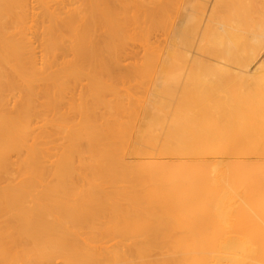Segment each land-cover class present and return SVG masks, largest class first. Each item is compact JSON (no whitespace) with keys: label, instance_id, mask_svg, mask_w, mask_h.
<instances>
[{"label":"bare ground","instance_id":"1","mask_svg":"<svg viewBox=\"0 0 264 264\" xmlns=\"http://www.w3.org/2000/svg\"><path fill=\"white\" fill-rule=\"evenodd\" d=\"M28 1L0 0V163L8 158V153H20L25 146L27 130L24 123L27 124L29 111L34 104L29 98L37 94V91L33 94L34 88L39 85L40 89L42 86V95L45 83L47 86L50 84L43 94L46 99L42 105L46 109H59L63 98L59 100L62 89L57 78L52 76L54 73L51 75L50 72L51 76L46 77L48 72L44 76L41 68H38L42 61L34 52L32 39L28 37L33 30L29 29V20L25 19L26 8L31 3ZM31 1L36 2V6L40 2ZM47 1L50 0H43L39 8L43 15L46 13L44 17L48 18L50 27L46 25L48 31L43 30L46 36L41 35V41L44 44L39 40L43 50L37 49V46V53L45 50L44 54H49V57L53 55L50 53H58L61 39H64L61 37L63 32L80 27V33H76V29L70 33L72 36L67 35L69 40L73 37L76 41L73 40L75 46L71 47V51L66 46L68 44H64V53H70L69 57L74 53L76 62L89 68L87 80L90 79V91L87 93H91L93 102H89L86 112L88 110L90 113L91 110L94 113L103 103L104 93L110 91L108 95H111L113 92L110 85H107L110 88L105 87L104 80L102 84L100 77L109 75L111 78L113 72L114 76L119 74L118 60L124 59V56H120L124 51L121 46L128 40H122L129 32L124 28L127 25L126 29H130V24L123 22V18L121 20L124 11L121 7L127 5L124 3L126 0H114V5H118L117 8L121 6L123 10L122 13L120 10L119 17L115 9L104 8L103 0H79L83 2V6L78 4L81 6L79 13H73V8L66 11L64 16L61 9H57L58 12L53 9L58 13V18L48 8L52 6H47ZM34 6L30 7L32 12L37 9ZM127 9L129 11L131 8ZM138 9L144 10L143 16L149 27L157 33H154V40L158 46H153L157 49L154 48L152 53L150 46L154 42L150 45L146 42L144 46H149L150 50L142 48L148 51L145 54L150 52L152 57L147 58V62L144 58L142 62L146 67L139 69L137 66L138 73H133L151 79L153 83L148 108L135 113L139 109H134L141 103L139 100L135 102V98L132 99L134 103L132 100L127 103L129 107L125 110L121 98V102L119 99L112 107H119L117 110L121 117H125H122L123 121L127 119V124L117 121V126L112 127L113 121L111 125L108 121V125L105 120L102 125L104 119H98L99 113L91 115L94 119L89 116L81 119L84 120L79 123L82 125L74 126H78V130L71 128L74 132L67 134L68 148L59 154L58 159L55 158L56 165L49 170L52 175H46L47 180L52 176L57 181L54 187L50 185L53 188L47 189L44 185V188H39L36 182H32V179H36L42 185L38 177L46 181L42 176L48 171L45 172L47 168L43 169L45 166H40V163L50 156L43 157L41 153L40 158L35 148L26 147L27 156L24 153L25 158L21 156L23 171L28 177L24 179L23 189H0V217H6L3 223L0 221V264H56L59 260L62 264H264V0H146L141 2ZM131 13L134 15L133 11ZM132 14L130 17L135 21L136 17ZM135 25L143 29L137 23L130 27L135 28ZM74 32L80 36L74 37ZM98 35L103 38H97ZM137 37L132 39L137 42ZM133 42L130 40L131 46ZM126 47L130 48L128 45ZM46 65L50 67L49 63ZM72 68L65 71L73 76L75 69L73 71ZM129 73L132 75L131 71ZM44 78L47 80L42 83ZM17 81L19 85H16ZM87 87L84 90L87 91ZM12 90H19L22 102L19 104L17 100V105L11 104L17 109L14 113H8L4 110L6 100H9L6 95L9 96ZM109 98L111 100V96ZM112 107L109 109L112 110ZM104 109H101V114ZM130 110L132 114L127 113ZM80 113L82 115L83 110ZM98 120L102 127L97 125ZM130 120L137 123L139 145L151 148L158 154L144 156L146 152L139 145L129 150L137 157L143 154L146 161L142 165H131L125 161L128 157H124L125 160L122 157L131 133L129 128L134 125H128ZM89 123H95L98 127ZM82 142L85 146L83 150ZM71 147L74 149L72 153L83 154L86 149L88 153H85L93 155L92 161L86 162L87 168H81L85 169L86 174H92L94 179L88 178L90 174L86 175L84 170L85 175L79 170L82 173V176L78 174L79 180L84 177L90 179L88 184L83 182L87 184L81 187L83 190L77 186L83 185L78 178L79 184L74 180L76 177L72 178L75 168L71 169L73 165L68 160L73 154L74 157L78 154H69ZM249 153L252 157L261 158L255 168L241 163L249 161L239 162L240 155L248 156ZM165 155L176 160L192 158L197 162L190 166L174 164V167L168 163L160 164ZM208 155H216L215 159L220 156L221 159L212 163L203 161ZM157 163L159 165H155ZM212 173L215 176L212 177ZM73 175L76 176V173ZM19 181L17 185L21 186L23 181ZM100 218L107 226L101 223ZM97 220L105 225H101L100 230L96 229L99 228ZM111 236L130 242L125 241L127 245L129 243L126 249L122 242L125 251L118 250L119 247L110 250L111 245L108 249L102 248L105 242L97 246L98 242H103L102 239H111ZM163 248H168L166 253L170 252L174 258L170 259L167 255L170 260L164 258L166 253ZM152 251L163 254V258L155 254L156 260L160 258L155 262L154 255H150Z\"/></svg>","mask_w":264,"mask_h":264},{"label":"rangeland","instance_id":"2","mask_svg":"<svg viewBox=\"0 0 264 264\" xmlns=\"http://www.w3.org/2000/svg\"><path fill=\"white\" fill-rule=\"evenodd\" d=\"M34 1V0H33ZM38 1V0H37ZM43 1V0H42ZM41 0H40V2L38 3L37 2V5L38 6H36V4H34V3H36V2H32L31 0H29L28 2H31L30 3V5L29 6H27V8H26V14H25V19H27V20H29L28 21V25H29V23H30V25H32V26H30L29 25V29L30 30H33V31H31L32 32V34L30 35V33H29V39H32V40H30V41H32V44H33V46L31 45L30 47H33L34 49H35V53H36V55H37V58L40 60V61H42V65H40V66H38V68L40 69V72L42 73V74H46L47 72V76L44 74V76H46V77H48V76H51L53 73L55 74H53L52 76L53 77H56L57 78V80L59 81V86H61V89L63 90H60L59 91V95L61 94L62 96H59V100H61L62 99V101H61V103H59L60 104V106H58L59 107V109H57V107H56V109H55V111L53 110V107L51 108V110H50V107L48 108V109H46L45 108V106L44 105H42V104H44V101H45V99L46 98H44L43 96V94H44V92H45V88H47L48 86H47V82H46V78H44V79H42V83H44V82H46L45 83V88H44V92H43V94L41 95V91H40V89L42 90L43 88H42V86H40L41 88L39 89L38 88V86H36V88H34V95H35V92L37 91V94L35 95V96H33V95H31L30 96V98H29V100L31 101V103H34V104H32L33 106H32V108L30 109V111H29V116L31 117H29L28 116V120H27V124H25L24 123V126H26L25 128H26V138L24 137V147L21 149V151H20V153H11V154H9L8 153V158H6V160L3 162V163H0V189H2V190H5L6 188L8 189L9 187L11 188V189H14L15 187V190L16 189H20V187H21V189H23V185H24V183H25V180L24 179H28V177H26L25 175H26V172L24 173V171H23V164H22V158H25V156H27V148H29V147H33V148H35V150L37 151V153L39 154V156H40V158L42 157V155H43V157L46 155V156H50V157H47L48 159H50L49 160V164L51 165H49L48 164V159L45 161V158H43L42 160L44 161V163L46 164H43V162H42V160H41V163H40V166H42V165H44L45 166V168H43V167H41V168H43V169H46L45 170V172H47L48 171V173H46V174H44L42 177L43 178H46V181L44 182V179H41V178H39L38 177V179L41 181V182H43V184L41 185L40 183H38V181H36V179H34V181H33V179H32V182L33 183H35V184H38V186H39V188H47V189H49V188H53L54 187V185L57 183V181L54 179V177H52L51 176V178H48V180H47V176L46 175H52V174H50L49 173V170L51 169H53V167H55V165L56 164H54V163H56L57 162V159H58V157L60 156L59 154H63V150H65L66 149V147L68 148V135H69V133H72V131L74 132V130L76 131V129L78 130V126L80 125L79 123L80 122H83L84 120H81V119H85V117L86 116H89V117H91V119H92V117L93 116H91V115H93L94 113H96V115H97V113H99L98 115H97V117H98V119H100L101 120V118L102 119H104V120H102L101 122H102V125H103V121H105V120H107L106 122L108 123V121L110 122V125H111V123H112V121H113V123H112V127H113V125H116V123H117V121L118 122H120V123H126L127 124V119H126V121H123V119L125 118L124 116H122V117H124V118H122L121 116H120V112L118 111L119 109V107L118 108H113L112 107V105H114L113 103H115L116 101H119V99H120V102H121V98H123V103L125 104H122L123 106H124V108H126L125 110H128V102H130V100H134L135 98V102L136 101H140V102H137V103H140V104H138L137 106L139 107H137V108H135L134 109V111L135 110H137V109H139V111H135V113L137 112L138 114L140 113V111H142L143 109H146V108H148V106H149V102H151V100H152V96H151V92H152V81H151V79H144V77H141V76H139V74L136 76L135 74H133V73H138V70H137V66H138V68L140 69V68H142V67H146V65L144 66V64H143V59H144V61L145 62H147L149 59H147V58H150V57H152V55L150 54V52H149V54H145V53H147V52H145V50L143 49V48H147V47H145L146 46V42H147V44L149 43V45H150V43H155V45H154V43H153V45H151L150 47L153 49L152 50V53H153V51H154V48H155V50L157 49V47H153V46H156L157 44H156V40H154L155 38H154V36H155V34L157 35V33H155V31H154V29H152L151 27H149L150 25L147 23V20L144 18V16H143V12H144V10L143 11H141V10H139L138 9V7L140 8V5H141V2H144V1H146V0H126L124 3L125 4H127V5H125V7L123 8V7H121L122 9H124V11L119 7V8H117L118 7V5L117 6H115L114 5V0H103V2H104V8L105 7H107V9H115L116 11H115V13H116V15L119 17V15H120V13H122V11H123V16L121 17V20H122V18L125 20H123V22H128L131 26L133 25V27H134V23L136 24H139V25H141L140 27H142L143 26V29H145V32H144V30L143 29H140L139 28V26H137V25H135V28H133V27H130V25H128L129 26V28L131 29V28H133V29H126V27H127V23L125 24L126 25V27L124 28L125 30H129V32L128 31H126V32H128V35L125 37V39L124 40H122V41H127L126 43H124L123 45H122V43L120 44V45H122L121 47L124 49V51H126L127 50V52H129V53H127V52H124L123 51V53L121 52V51H119V52H121L120 53V56L122 55V56H124L123 58L124 59H122V57H120L122 60H118V66H119V68L118 69H120V72H119V70H118V72H119V74L117 73V71L115 72V73H117V75H118V77H117V75L115 74V76H116V78H114L115 76H114V72H113V74L111 75V78H110V76L109 75H103L102 77H100L101 78V82H102V84L104 83L103 82V80L105 81V83H106V85H105V87L107 86V85H110V87H112V90L111 91H113L112 93H115V94H112V93H110L111 95H108V93L110 92H106L107 93V95L110 97L111 96V100H110V98L108 97V96H106V93H104V95L107 97V99L110 101V102H106V101H108V100H106L105 99V96L103 95V103H101L98 107H97V109L95 110V112L94 113H91V110H89L90 111V113L88 112V110H87V112H86V109L87 108H89V105H90V103L91 102H93V97H92V95H90L89 93H87V92H89L90 91V89H89V80H87L88 78L87 77H89V68L85 65V66H83L82 64H80V63H77L76 62V57H74V53H72V57H69V56H71L70 55V53H68V52H70L71 50H72V48L71 47H74L75 46V39L76 38H74L73 39V37L69 40L68 39V36L67 35H73V34H70L71 32L73 33V30L72 31H69V32H66V33H64L63 32V35L61 36L62 38H64V39H61V46H60V50H58L57 52L58 53H56V52H54V53H50V55H52L51 57H49V54H47V53H45L44 54V52H45V50L43 51V53H41L40 51L37 53V49H42L43 50V48H41L42 47V45H41V43L43 42V41H41L42 40V36L41 35H43V30L44 29H46V27L49 25L48 24V18L47 19H45V14L43 15V11L39 8V5L41 6V4L43 3ZM51 1V0H50ZM50 1H47L46 3H47V6L48 5H50V6H52V8H50L49 6H48V8L49 9H51V11L53 10V9H56V11L58 12V10L57 9H61V11H64L63 13L60 11V13L61 14H63L64 16H65V13H66V11H71V9L73 10V8H75L74 9V11H73V13L75 12V13H79L80 11V7L78 6V4L79 5H82V1H79V0H77V2H76V0H54V2H50ZM53 1V0H52ZM64 1V2H63ZM111 1H113V4H111L112 2ZM32 3L35 5H32ZM76 3H77V5H76ZM115 3H116V1H115ZM117 3H118V1H117ZM122 4V3H121ZM72 5V6H71ZM120 5V4H119ZM123 5V6H124ZM31 6H34V8L36 7L37 9H34L35 11H31ZM61 6V7H60ZM75 6V7H74ZM79 7V9H78V7ZM83 6V5H82ZM127 6V7H126ZM131 6V7H130ZM137 6V7H136ZM55 7V8H54ZM63 7H64V9H63ZM68 7V8H67ZM113 7V8H112ZM132 7H134V9H132ZM33 8V7H32ZM127 8H131L129 11H128V9ZM27 9H28V12H27ZM43 9H45V8H43ZM48 9V10H49ZM106 9V8H105ZM145 9V8H144ZM36 10H37V13H36ZM83 10V9H82ZM120 10H121V12H120ZM56 11H54L53 10V15H54V13H56ZM79 11V12H78ZM131 11H133L134 12V15L131 13ZM140 11V12H139ZM50 12V11H49ZM48 12V13H49ZM120 12V13H119ZM59 13V14H60ZM70 13V12H69ZM132 14V16H135L136 18V20L134 21V20H132L133 18L132 17H130V15ZM35 14V15H34ZM52 14H50L51 15V17H52ZM68 14V13H67ZM81 14V13H80ZM34 15V16H33ZM69 15V14H68ZM82 15V14H81ZM39 16V17H38ZM45 16V17H44ZM58 13H56V17L58 18ZM63 16V17H64ZM44 17V18H43ZM60 17H61V15H60ZM52 18H54L55 19V16H53ZM132 18V19H131ZM137 18H139L138 20H137ZM37 19V20H36ZM44 19V20H43ZM61 19V18H60ZM27 20L25 21V22H27ZM46 20H47V22H46ZM97 20V19H96ZM32 21H33V23H32ZM53 21H55V20H53ZM57 21V20H56ZM98 21V20H97ZM43 22V23H42ZM52 22V21H51ZM60 22V21H59ZM39 23H40V25H39ZM45 23H47V24H45ZM45 24V25H44ZM50 24H52V23H50ZM26 25V24H25ZM47 25V26H46ZM27 26V25H26ZM46 26V27H45ZM33 27V28H32ZM48 27H50V26H48ZM136 27H138V28H136ZM27 28V27H26ZM32 28V29H31ZM28 29V30H29ZM49 29V28H48ZM77 28H75V30H76ZM99 29V28H98ZM97 29V30H98ZM135 29H137V30H135ZM35 30V31H34ZM40 30V31H39ZM74 30V31H75ZM103 30V29H102ZM134 32H133V31ZM46 31H48L47 29H46ZM46 31L44 32V33H46ZM133 33H132V32ZM76 33L77 32H79L80 33V27L77 29V31H75ZM74 32V33H75ZM96 32V31H95ZM95 32H94V35H95V37L97 36L96 34H95ZM126 32H124L125 34H127ZM130 32H131V34H130ZM28 33V32H27ZM33 33H34V35H33ZM75 33V36L74 37H76L78 34H76ZM97 34L99 33L98 31L96 32ZM135 33L136 34H138L137 36H139V37H137L136 35H135ZM155 33V34H154ZM102 34V32H101V28H100V34L99 35H101ZM130 34V35H129ZM133 34H134V37L136 38H138L137 39V42H136V39L135 40H133L132 38H134L133 37ZM32 35L34 36V37H32ZM99 35H98V37L97 38H100L99 37ZM132 35V36H131ZM148 35H149V37H148ZM43 36H46V34L45 35H43ZM66 38H65V37ZM79 36H80V34H79ZM78 36V37H79ZM30 37H32V38H30ZM70 37V36H69ZM123 37V36H122ZM128 37H130L131 39H126V38H128ZM39 38H41V39H39ZM44 38V37H43ZM101 38H103V36L101 37ZM100 38V39H101ZM149 38V39H148ZM38 39V40H37ZM123 39V38H122ZM33 40L36 42V41H38V44H37V42L35 43V45H34V43H33ZM41 41V43H40V41ZM45 40V39H44ZM73 40H75V41H73ZM99 40V39H98ZM130 40H131V43H132V41H134L133 42V44H132V46H131V43H130ZM139 40V41H138ZM148 40H150V41H148ZM153 40V41H152ZM64 41V42H63ZM138 42H140V43H138ZM40 43V44H39ZM43 44H44V42H43ZM66 44H68V45H66V46H69V48L70 49H68V50H70V51H68L67 53V55H66V53H64L65 51V45ZM126 44V45H125ZM136 44H138L137 46H136ZM141 44V45H140ZM144 44H145V46H144ZM41 45V46H40ZM125 45V46H124ZM130 46V48L129 47H126V46ZM37 46H39V47H37ZM62 46H63V48H62ZM148 46V45H147ZM158 46V45H157ZM35 47H37V49L35 48ZM132 47V48H131ZM143 47V48H142ZM33 48H32V50H33ZM67 48V47H66ZM137 48V49H136ZM148 48H149V46H148ZM147 48V49H148ZM62 49H63V51H62ZM122 49V50H123ZM74 50H75V48H74ZM120 50V49H119ZM148 50H150V48L148 49ZM66 51H67V49H66ZM140 51V52H139ZM62 52H63V54H62ZM73 52H75V51H73ZM39 53H41V54H39ZM139 53V54H138ZM141 53V54H140ZM127 54V55H126ZM130 56H129V55ZM264 54V53H263ZM39 55V56H38ZM125 55H126V57H130V59H126V57H125ZM54 56H56V57H54ZM68 56V57H67ZM143 58H142V57ZM54 57V58H53ZM118 57V56H117ZM141 57V58H140ZM119 58V57H118ZM140 59V60H139ZM124 60V61H123ZM139 60V61H138ZM72 61V62H71ZM142 63H141V62ZM45 62V63H44ZM76 62V63H75ZM138 62V63H137ZM49 63V65H50V67L49 66H47L46 64H48ZM71 63L74 65V66H72L71 65ZM141 63V64H140ZM55 64V65H54ZM121 66H120V65ZM147 64V63H146ZM61 65V66H60ZM68 65V66H67ZM75 65H77V66H79V67H77V69H78V71L76 70V67H75ZM139 65H142L141 67L139 66ZM64 66V67H63ZM47 67V68H46ZM67 67H68V69H67ZM71 67H75L74 69H75V71H74V69H73V71L75 72V73H73L74 75V77L72 76V75H69V73L68 72H66V71H69V69H71ZM82 68V69H81ZM84 68V69H83ZM122 68V69H121ZM133 68V69H132ZM43 69V70H42ZM65 69H66V71H65ZM81 69V70H80ZM48 70V71H47ZM125 70H128L129 72L131 71L132 72V75H131V73H129L128 71H125ZM133 70V71H132ZM135 71V72H134ZM50 72H51V75H50ZM66 72V73H65ZM70 72H72V70L70 71ZM78 72V73H77ZM84 72V73H83ZM126 72L128 73V74H126ZM85 73H86V75H85ZM71 74V73H70ZM76 75V76H75ZM78 75V76H77ZM72 76V77H71ZM80 76V77H79ZM81 76L83 77V78H81ZM86 77V78H85ZM71 78H74V79H71ZM79 78H81V79H79ZM113 78V79H112ZM143 78V79H142ZM17 79V78H16ZM80 80H82V81H80ZM19 81V80H18ZM16 82L17 84L16 85H19V82ZM76 81V82H75ZM86 81V82H85ZM112 81V82H111ZM151 81V82H150ZM40 82V80L38 81V83ZM61 82V83H60ZM89 82V83H88ZM41 83V85H43V87H44V84H42ZM49 83V82H48ZM86 83V84H85ZM113 85H114V87H113ZM47 86V87H46ZM88 86V87H87ZM104 86V85H103ZM86 87H87V91L86 90H84V89H86ZM109 86H107L106 88H110ZM119 88H121V89H119ZM126 88H127V90H126ZM117 89V90H116ZM17 90H14V92H13V90L12 91H10L9 93H11L10 95H9V93H8V95L9 96H7L6 95V98H9V100L7 99H5L6 100V104H5V107H4V110L6 111V112H8V113H14L15 111H16V109L17 108H15V106H11V104L13 105V103H14V105L17 103L18 104V101H19V104H20V102H22V97H20L19 96V90L16 92ZM65 91V92H64ZM114 91H116V92H120L119 94L117 93V95H116V92H114ZM124 91V92H123ZM13 92V93H12ZM19 92V93H18ZM135 92V93H134ZM68 93V94H67ZM87 93V94H86ZM125 93V94H124ZM88 94H89V96H88ZM127 94H128V97H127ZM136 95V97H134L135 95ZM67 95V96H66ZM122 95V96H121ZM124 95H126V96H124ZM134 95V96H133ZM138 95H140L139 97H138ZM46 96V95H45ZM80 96V97H79ZM130 96H132L133 98H130L129 99V97ZM39 97V98H38ZM60 97H63V98H61L60 99ZM126 97V98H125ZM138 97V98H137ZM141 97V98H140ZM143 97V98H142ZM37 98V99H36ZM57 98V97H56ZM78 98V99H77ZM128 98V99H127ZM41 99V100H40ZM72 99H73V101H72ZM77 101H76V100ZM125 99H126V101H125ZM12 100H14L13 102H12ZM18 100V101H17ZM58 100V99H57ZM56 100V102L58 103V102H60V101H57ZM129 100V101H128ZM133 100H132V102H133ZM142 100V101H141ZM15 101H17V102H15ZM33 101V102H32ZM40 101H41V104H40ZM68 101V102H67ZM125 101V102H124ZM11 102V103H10ZM71 102V103H70ZM73 102H74V104H73ZM90 102V103H89ZM112 102V103H111ZM131 102V103H132ZM46 103V102H45ZM67 103V104H66ZM128 103V104H127ZM131 103H130V105H131ZM134 103V102H133ZM16 104V105H17ZM47 104V103H46ZM58 104V105H59ZM63 104V105H62ZM70 104V105H69ZM71 104L73 105L72 107H71ZM78 105V107L76 106V107H74V105ZM119 104V103H118ZM10 105V106H9ZM56 105V104H55ZM68 105V106H67ZM120 105H121V103H120ZM134 105V104H133ZM61 106H63V107H61ZM65 106V107H64ZM81 106V107H80ZM135 106V105H134ZM133 106V107H134ZM17 107V106H16ZM37 107V108H36ZM68 107H70V109L68 108ZM109 107H112V110H110L109 109ZM121 107V106H120ZM6 108V109H5ZM55 108V107H54ZM68 108V109H67ZM74 108H76V109H74ZM96 108V107H95ZM99 108H101V109H104L105 111L101 114V112H102V110L101 109H99ZM124 108H123V110H124ZM131 108V107H130ZM129 108V109H130ZM33 109V110H32ZM77 109H79V110H77ZM83 110V114L81 115V110ZM94 108H92V112L94 111L93 110ZM118 109V110H117ZM45 110V111H44ZM51 112H50V111ZM53 110V111H52ZM60 110V111H59ZM76 111V112H74V111ZM79 111V112H78ZM115 111V112H114ZM122 111V110H121ZM132 110H130V111H128L127 113L128 114H132L133 112H131ZM35 112V113H34ZM37 112V113H36ZM47 112V113H46ZM68 112V113H67ZM78 112V113H77ZM89 113V115L87 114V115H84L85 113ZM125 112V111H124ZM42 113V114H41ZM50 113V114H49ZM57 113V114H56ZM64 113V114H63ZM73 113V114H72ZM122 113V112H121ZM55 114H56V116H55ZM79 114H80V116H79ZM40 115V116H39ZM42 115V116H41ZM58 115H60V116H58ZM76 115V116H75ZM95 115V114H94ZM102 115V116H101ZM122 115V114H121ZM123 115H125V113L123 114ZM65 116H67V120H65L66 119V117ZM82 116H83V118H82ZM61 117V118H60ZM100 117V118H99ZM133 117H135V114H134V116ZM45 118V119H44ZM56 118V119H55ZM95 117H93V119H94ZM121 118V119H120ZM128 118V117H127ZM59 119V120H58ZM73 119V120H72ZM129 119V118H128ZM134 119V118H133ZM33 120V121H32ZM53 120V121H52ZM56 120V121H55ZM96 120H97V118H96ZM115 120V121H114ZM30 121V122H29ZM134 121V120H133ZM33 122V123H32ZM46 122V123H45ZM58 122V123H57ZM68 122V123H67ZM94 122L96 123V121L94 120ZM106 122H105V124H106ZM116 122V123H115ZM28 123H30V124H28ZM95 123H89V124H92V126H95L96 124ZM115 123V124H114ZM119 123V124H120ZM130 123H131V120H130ZM128 124L129 126H131L132 124H134V125H132V127H130L129 129H131V133L129 132V137H128V143H126V145H125V148L123 149L124 151H123V158L125 157V158H127L126 160H125V158H124V160L127 162L128 161V163L129 164H131V165H139V163H140V165H142L143 164V162H145L146 160L144 159V157H143V154L141 155V156H135V155H133V154H131V152H129V150H132L133 148H136V147H138V145H139V143H140V141H139V137H138V134H137V128H136V125H137V123H136V121L135 122H133V123H131V124ZM79 124V125H78ZM101 124V123H100ZM99 124V120H98V122H97V125L99 126L100 125ZM104 124V125H105ZM76 125H78L77 127H74V126H76ZM81 125H82V123H81ZM80 125V126H81ZM96 125V127H98ZM108 125H109V123H108ZM122 125V124H121ZM124 125V124H123ZM79 126V127H80ZM106 126V125H105ZM105 126H103V127H105ZM117 126V125H116ZM134 126V127H133ZM100 127H102L101 125H100ZM107 127V126H106ZM66 128V129H65ZM71 128L73 129V128H75L74 130H71ZM136 128V129H135ZM70 130H71V132H70ZM134 130L136 131V132H134ZM68 131V132H67ZM64 134H63V133ZM68 134V135H67ZM61 135V136H60ZM64 135H66V137L64 136ZM131 135V136H130ZM61 138V139H60ZM44 140V141H43ZM49 140V141H48ZM70 141V140H69ZM126 141V142H127ZM63 142V143H62ZM30 143H32V144H30ZM69 144H70V142H69ZM81 144V146H82V150H83V146H84V143L82 142V143H80ZM38 145H40V146H38ZM64 145V146H63ZM71 145V144H70ZM72 146V145H71ZM129 146V147H128ZM27 147V148H26ZM70 147V146H69ZM78 147H80V146H78ZM139 147H141V149L142 150H145V152H143V153H145L144 154V156H149V155H158L157 154V152L155 153V150H153V149H151V148H148V147H143L141 144L139 145ZM43 148V149H42ZM72 148V147H71ZM81 148V147H80ZM80 148L78 149L79 150V153H80ZM84 148H85V146H84ZM53 149V150H52ZM70 149V148H69ZM69 149H67V151H69ZM128 149V150H127ZM44 150V151H43ZM72 150H74L73 148L72 149H70V152H69V154H71L72 153ZM77 150V151H78ZM85 151H86V149L84 150V152H83V154H78V152H76L77 154H78V156L77 155H75V157H74V154L73 153H75V152H73L71 155H72V157H69V159L70 160H68V162L70 161V164H71V166L73 165V167H71V169L73 170V168H75V173H76V176L75 175H73V174H75L74 172H72V178H75L74 180H76L75 182H77L76 184H79V182H81V184H83V182H87V184H88V182H89V180L90 179H88V178H92V179H94V176L92 175V174H90V173H88V174H86V171H85V169L87 168L86 167V165L88 164H86V162H91L92 161V156L90 155L89 156V154H87V153H85ZM61 152V153H60ZM66 151H64V153H65ZM22 153V154H21ZM25 154V156H24V154ZM41 153H42V155H41ZM48 154V155H47ZM68 154V155H69ZM93 154V153H92ZM121 155V154H120ZM245 155V154H244ZM250 153L248 154V156H247V154H246V156H243V155H240L239 157H241V156H243V157H241V158H239L238 157V159H239V162H241L242 160H244V161H249V163H251V164H249L248 162H241V163H243L245 166H247V167H250V168H255L256 167V165H258L261 161V158L259 159V158H257L256 156H254L253 155V157L250 155ZM11 156V157H10ZM21 156H23L22 158H21ZM45 156V157H46ZM84 156V157H83ZM134 156V157H133ZM216 156V155H215ZM215 156H212V155H210V157H209V155L206 157L205 156V160H203V161H206V162H208V163H212L213 161L215 162V161H220V159H221V157L219 156H217L216 157V159H215ZM80 157V158H79ZM86 157V158H85ZM131 157V158H130ZM134 159H133V158ZM136 157V158H135ZM143 157V158H142ZM255 157V158H254ZM19 158H20V160H19ZM55 158H57V159H55ZM138 158V159H137ZM218 158V159H217ZM87 159H89V161H87ZM170 159V160H169ZM175 159V160H174ZM173 159V157L172 158H170L169 156H163L162 157V159H161V161L159 162L160 164H166L167 165V163H168V165H170V166H179L180 164H182V165H185V166H190V165H192V163L194 164L195 162H197L195 159H190V158H187L186 160H180V159H177L176 160V158H174ZM256 159H258V162H257V160ZM15 162H14V161ZM76 160V161H75ZM132 160V161H131ZM178 160H179V162H178ZM19 161H21V162H18ZM56 161V162H55ZM165 161H166V163H165ZM191 161V162H190ZM195 161V162H194ZM6 162H7V164H6ZM52 162H53V164H52ZM72 162V163H71ZM85 162V163H84ZM133 162V163H132ZM262 162H264V159L262 160ZM137 163V164H136ZM159 163H157V164H155V165H159ZM253 163V164H252ZM255 163H257V164H255ZM7 166H6V165ZM69 164V165H70ZM75 164H77V166L75 165ZM83 164H85V165H83ZM90 164V163H89ZM175 164V165H174ZM2 165V166H1ZM20 166V168H18V166ZM154 165V166H155ZM6 166V167H5ZM21 166H22V168H21ZM47 166H49V167H52V168H49V167H47ZM81 166L82 167H84L85 169H82L81 168ZM253 166V167H252ZM49 168V169H48ZM76 168H77V170H76ZM18 169L20 170V173L18 172ZM82 169V170H81ZM82 171V173L84 174V172H85V174L86 175H89L88 176V178L86 179L85 177L83 178V179H81V180H79V175H81L82 173L80 172V171ZM83 170H84V172H83ZM16 173H15V172ZM78 172V173H77ZM89 172V171H88ZM81 173V174H80ZM23 174V175H22ZM79 174V175H78ZM84 174V175H85ZM14 175V176H13ZM28 175V174H27ZM48 175V176H49ZM3 176V177H2ZM7 176V177H6ZM78 176V177H77ZM82 176V175H81ZM90 176H92V177H90ZM212 177L213 176H215V173H212V175H211ZM6 177V178H5ZM36 177V176H35ZM34 177V178H35ZM41 177V176H40ZM50 177V176H49ZM77 178H78V181H77ZM26 179V180H27ZM30 179V178H29ZM87 181H86V180ZM91 179V180H92ZM19 182H22L21 183V186L18 184L17 185V182L18 181ZM55 180V181H54ZM29 181V180H28ZM16 182V183H15ZM47 182V183H46ZM12 183H15V184H12ZM83 184V185H77V186H80L79 188H80V190L82 189L81 187L83 186V187H86V186H84V185H87V184ZM8 184H10L11 186H8ZM75 184V183H74ZM7 185V186H6ZM40 185H41V187H40ZM43 185H44V187H43ZM50 185H52V186H50ZM102 186H103V184H102ZM123 186V185H122ZM5 187V188H4ZM76 187V186H75ZM104 188H106L107 189V187H105V186H103ZM121 187V186H120ZM77 188V187H76ZM78 188V189H79ZM85 189V188H84ZM83 190V189H82ZM3 219V220H2ZM4 219H6V217L5 216H2V217H0V221H2V223H3V221H4ZM101 219V218H100ZM102 220L103 219H101V223H104V221L102 222ZM96 222H98V220L96 221ZM95 222V223H96ZM1 222H0V225L2 224ZM99 223V224H98ZM98 223H96V224H98L97 226L99 227V228H96L97 230L99 229L100 230V228H102V226H105V225H102V224H100V222H98ZM100 225V226H99ZM102 225V226H101ZM107 226V225H106ZM96 227V226H95ZM102 231V230H101ZM103 232V231H102ZM98 233H100V232H98ZM106 233V232H105ZM103 234V233H102ZM105 235V234H104ZM107 235V234H106ZM83 238V237H82ZM113 238V239H112ZM106 239V240H105ZM122 238H118V240L114 237V236H111V239L110 238H108V237H106V238H104V239H102L103 240V242L102 243H97V246H98V244H99V246L102 244L103 245V243H104V246H102V248H105V249H108L109 247V245H111L110 246V250L111 249H116V247H119V248H117L118 250L120 249H122L121 251H123L124 249H126V247L129 245V241H126V240H124L123 239V241L121 240ZM101 240V239H100ZM129 242L128 243V245H127V243L126 242ZM107 242V243H106ZM109 242V243H108ZM112 242V243H111ZM118 242L119 243H121V244H118ZM122 242H124V244L123 245H125L124 246V249L122 248ZM111 243V244H110ZM115 243H117V244H115ZM108 244V245H107ZM113 244H114V246H113ZM96 245V244H95ZM94 245V246H95ZM117 245V246H116ZM106 246V247H105ZM112 247V248H111ZM114 247V248H113ZM96 248H100V247H96ZM161 250V251H160ZM159 250V252H161L162 253V249H160ZM164 248H163V252H164ZM166 250H168L169 251V249L168 248H166ZM166 250H165V252H164V254L166 253ZM125 251V250H124ZM156 252L158 251V250H155ZM155 252V254H156V256H158V255H160L159 257L160 258H165L166 257V255L168 256V257H170V259L171 258H174V257H172V255H170V252H168V254L166 253L165 254V256H163L162 257V255L163 254H161V253H156ZM154 255V259L151 257V256H149V258L151 259V260H154L155 262H157V261H160L159 259V257H158V259L156 260V258L157 257H155V254L153 253V251H152V253L150 254V255ZM158 254V255H157ZM179 256V255H178ZM166 259H169V258H167L166 257ZM166 259H163V260H166ZM169 259V260H170ZM162 260V259H161ZM60 261V260H59ZM59 261H56L55 263L56 264H62L61 262H59ZM153 261V262H154ZM59 262V263H58Z\"/></svg>","mask_w":264,"mask_h":264}]
</instances>
